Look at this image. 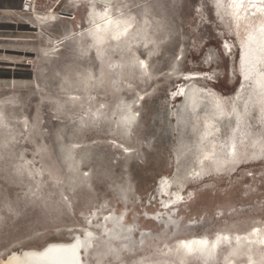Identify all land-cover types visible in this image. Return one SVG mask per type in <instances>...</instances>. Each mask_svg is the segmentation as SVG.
Segmentation results:
<instances>
[{"label": "rangeland", "instance_id": "rangeland-1", "mask_svg": "<svg viewBox=\"0 0 264 264\" xmlns=\"http://www.w3.org/2000/svg\"><path fill=\"white\" fill-rule=\"evenodd\" d=\"M131 1L137 14L150 13L152 21L156 20L161 43L152 54L140 51V56L149 60L150 72L142 73L140 66L127 72L125 69L123 85L119 86L108 77L104 78L111 85L107 80L102 84L104 80L97 74L101 70L99 59L89 42H66L61 53L51 60L41 54L42 47L48 46L46 37L30 20L19 18L20 11L17 15H0V104L9 106L2 108L4 117H0V252L3 250L4 257L10 252H44L55 242L78 238L88 244L84 227L96 208L100 212L110 209L117 216L124 214V221L132 226L136 245L141 246L144 228L153 232L156 240L174 245L177 236L212 237L218 231H244L255 222L264 221V152L254 153L252 162L229 168L230 172L214 170L198 179L186 177L184 191L187 189L192 201L178 208L179 229L173 228L171 234H165L164 229L169 228L166 224L161 228L148 219L147 214L152 212L166 215V209L161 210L164 205L158 183L166 175L183 177L185 168L177 166L176 152L182 137L191 140L193 136L190 123H182L177 117L183 99H175V94L181 84L188 83L178 72L208 74L198 83L212 86L227 97L237 92L244 75L239 38L225 25L214 0ZM54 7L62 17L47 13ZM86 10L87 4L81 1L37 0L28 18L39 20L47 33L61 38L70 23L75 29L87 28ZM73 15L75 18L71 19ZM85 73L96 76L92 90L100 98L103 94L105 104L110 101L106 104L108 113L120 111L117 101L133 104L138 118L128 124L129 129L118 118L119 123L113 127L116 115L112 120L104 116L99 121L91 115L93 121L88 116L87 123L75 124L63 114V91L72 88L67 79L74 86ZM255 111L249 117L250 126L258 123ZM20 122H27L24 130ZM78 140L90 141L86 152L80 154L82 167L91 173L89 182L72 180L67 167L65 148ZM117 141L135 150L126 153ZM38 169L45 177H38ZM53 176L59 178L58 182ZM65 191L70 203L63 199ZM103 234L104 231L97 237L103 238ZM81 251L82 264H144V260L154 256V250H128L123 260L112 254L110 261L101 263L85 246ZM218 258L213 264H223L226 255L221 253ZM199 259L189 257L179 264H203Z\"/></svg>", "mask_w": 264, "mask_h": 264}, {"label": "bare ground", "instance_id": "bare-ground-1", "mask_svg": "<svg viewBox=\"0 0 264 264\" xmlns=\"http://www.w3.org/2000/svg\"><path fill=\"white\" fill-rule=\"evenodd\" d=\"M77 1L87 4V10L85 11L87 28L83 29L82 26H79L75 29L73 24L70 23L67 32L61 38L47 33L39 20L28 18V15L32 14L34 9L18 15L21 19L30 20V23L39 29V33L46 37L48 46H41V54L44 57H51L52 60V57L57 56L59 51L63 49V45L66 42H76L83 45H88L89 42L93 49V54L97 55L99 59L101 70L97 74L102 76L104 80V83H102L103 80L101 81L102 84H106L105 80L110 84L109 81L111 80L116 86L121 85L124 80L125 69L127 72V69L133 70L136 66H140L142 73L150 72L149 60L141 57L143 55L140 56V51L143 50L152 54L154 50L158 49L159 43H161L158 41V27L154 24L156 20L152 21V18L148 15L150 13L137 14V7H134L131 0L119 3L111 0H72V3ZM214 1L218 6V11L225 25L230 28V32L233 35H236V39L237 37L239 38L238 41L241 47L239 46L238 50H241V67L243 68L241 71L244 79L238 86L237 92L227 97L212 86H204L198 83V79L205 78L208 74L202 71L178 72V75H181L182 79L187 80L188 83L181 84L178 91L176 90L175 99L177 97L183 99L179 106L181 112L180 114L177 113V117L182 123H190L193 136L191 135V140L182 137L180 139V148L176 152L177 166L185 168L184 175L182 174L183 177H178L177 174L174 177L166 175L158 183L161 204L164 205L161 210L166 209L164 212L166 215L156 214V212L147 214L148 219L160 225L161 228H164L165 224L169 226L166 230L164 229L166 235L171 234L173 228L179 229L177 225L180 223L179 216L181 212L178 208H182L192 201L191 195L186 194L187 189L184 191L187 186L186 177L191 175L198 179L214 170L219 173H226L229 168L241 167L252 162L255 159L254 153L264 152V0ZM149 4L152 6L150 1ZM144 10L146 11V9ZM5 12L7 14H18V12L13 10H5ZM47 13L59 15L60 11H56L54 7L49 8ZM60 17H62L61 14ZM73 18H75L74 15L71 19ZM86 49L89 50V47ZM97 77L100 76L98 75ZM104 77H108L110 80ZM93 78L96 79V76L85 73L74 86H72L73 82L67 79V83L72 88L63 91L65 96L60 100L62 102L60 109H63V114L75 124L80 122L87 123L88 116L90 117V122L93 121L94 117L91 115L97 117V121L104 116L112 120L114 115H116L112 120L113 127L121 121L125 129L127 127L129 129L128 124L131 122L134 124L133 121L138 118L137 111L131 107L133 104L130 105L126 99L122 103L117 101L119 104L118 110L120 109V111L114 110L108 113L106 104L110 101L108 100L105 104L102 99L103 94L99 93L102 98L95 95V89L92 90ZM98 83L100 84L99 81ZM98 83L96 84L98 85ZM125 83L127 84V82ZM189 83L190 85H187ZM102 86L100 87L107 88L105 85ZM102 88L100 89L102 90ZM127 88L129 89L128 86ZM102 92L104 93V90ZM91 102L96 104L95 107H91ZM8 107V105L0 104L1 118L4 117L3 110ZM2 108L5 109L2 110ZM70 108L77 114L73 115V111L71 112ZM253 109L256 110L255 115L258 117V123L250 126L248 120ZM117 118L119 121H116ZM20 123H22V130H24L27 122ZM28 124H30L29 120ZM117 131H119L118 126ZM87 143L81 140L65 148L67 167L71 171L72 180L81 179L89 182L91 179V173L88 169L82 167L80 160V154H83L89 148ZM116 143L126 153H132L135 150L118 141ZM124 151L123 153H125ZM41 170L38 169V177H45ZM58 177L53 176L56 182L59 180ZM41 180H44V178H41ZM62 194L63 199L70 203V198L66 191ZM101 214L102 217L98 218ZM123 217L124 214L117 216L110 209L100 212L96 208L87 217L84 227L88 244L83 243L81 238L70 242L59 241L53 243L44 252H10L6 257H4V252L1 250L0 264H82L83 259L79 258L80 245H84L86 249L90 250L92 257L101 263L110 261L112 254L116 257L119 256L123 260L122 258L128 250L140 252L154 250L153 258L144 260V264H179V262H183L184 259L189 257L193 259L201 258L199 261H203V264H210L213 261L211 263L213 264L215 262L214 259H217L221 253L226 255L223 264H264V221L261 223L255 222L254 225L244 231H218L212 237L207 234L177 236L174 239V245H170V243L164 244V242H160V239L156 240L154 233L144 228V238H142L143 244L141 246V244L136 245L137 241L134 239L132 226L124 221ZM69 230L72 231L73 228H69ZM102 231H104L103 238L97 237V234ZM218 259L220 260V258Z\"/></svg>", "mask_w": 264, "mask_h": 264}, {"label": "crops", "instance_id": "crops-1", "mask_svg": "<svg viewBox=\"0 0 264 264\" xmlns=\"http://www.w3.org/2000/svg\"><path fill=\"white\" fill-rule=\"evenodd\" d=\"M112 2H124L126 0H111ZM22 6V0H0V15L7 14L4 13L5 10H13L19 12ZM4 11V12H3ZM62 37V36H61Z\"/></svg>", "mask_w": 264, "mask_h": 264}, {"label": "built area", "instance_id": "built-area-1", "mask_svg": "<svg viewBox=\"0 0 264 264\" xmlns=\"http://www.w3.org/2000/svg\"><path fill=\"white\" fill-rule=\"evenodd\" d=\"M37 3V0H22V6L20 9L21 13L30 12L34 9V5Z\"/></svg>", "mask_w": 264, "mask_h": 264}, {"label": "water", "instance_id": "water-1", "mask_svg": "<svg viewBox=\"0 0 264 264\" xmlns=\"http://www.w3.org/2000/svg\"><path fill=\"white\" fill-rule=\"evenodd\" d=\"M83 246H84V245H80V246H79V254H80V257H79V258H81V259H82V256H83L82 253H81V250H82Z\"/></svg>", "mask_w": 264, "mask_h": 264}]
</instances>
